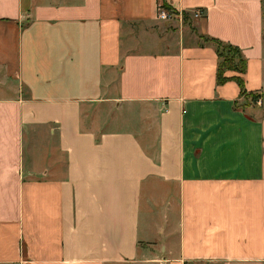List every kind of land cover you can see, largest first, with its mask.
Instances as JSON below:
<instances>
[{"label":"crops","instance_id":"obj_1","mask_svg":"<svg viewBox=\"0 0 264 264\" xmlns=\"http://www.w3.org/2000/svg\"><path fill=\"white\" fill-rule=\"evenodd\" d=\"M0 264H264V0H0Z\"/></svg>","mask_w":264,"mask_h":264},{"label":"trees","instance_id":"obj_2","mask_svg":"<svg viewBox=\"0 0 264 264\" xmlns=\"http://www.w3.org/2000/svg\"><path fill=\"white\" fill-rule=\"evenodd\" d=\"M164 9L171 11L166 5H161ZM172 12V11H171ZM173 13V12H172ZM182 18L184 14H182ZM215 44V52L217 56V66L215 73V82L217 85L223 84L227 80H233L239 88V93L243 95V84L240 75L244 71V62L241 58L239 51L229 45L222 44L218 41H212ZM234 57L237 59V63H233ZM225 71H232L237 74L235 77H224ZM259 96L249 95L250 101L255 102Z\"/></svg>","mask_w":264,"mask_h":264},{"label":"built area","instance_id":"obj_3","mask_svg":"<svg viewBox=\"0 0 264 264\" xmlns=\"http://www.w3.org/2000/svg\"><path fill=\"white\" fill-rule=\"evenodd\" d=\"M191 17L193 19L201 18V13L199 10H194L191 12ZM174 18V13L164 9L161 4H158L156 7V19L162 22L169 21L170 19ZM257 102V101H256Z\"/></svg>","mask_w":264,"mask_h":264},{"label":"rangeland","instance_id":"obj_4","mask_svg":"<svg viewBox=\"0 0 264 264\" xmlns=\"http://www.w3.org/2000/svg\"><path fill=\"white\" fill-rule=\"evenodd\" d=\"M171 20H173V19H170L169 21H166V23H169ZM184 24V23H183ZM185 25V24H184ZM237 59L234 57V60H233V63H237V61H236ZM259 101H257L256 103H258Z\"/></svg>","mask_w":264,"mask_h":264}]
</instances>
